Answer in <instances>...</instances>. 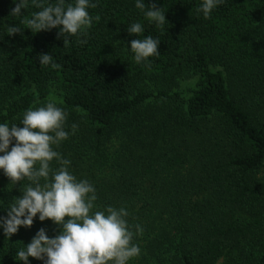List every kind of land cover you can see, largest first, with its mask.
<instances>
[{
  "label": "trees",
  "instance_id": "obj_1",
  "mask_svg": "<svg viewBox=\"0 0 264 264\" xmlns=\"http://www.w3.org/2000/svg\"><path fill=\"white\" fill-rule=\"evenodd\" d=\"M144 2V11L161 8L162 27L136 0H90L91 26L60 36L22 23L42 10L33 0L19 16L0 0V124L22 127L24 112L49 100L68 114L69 136L52 147L94 186L93 212H128L140 254L127 264H264V0H223L207 19L203 0ZM133 23L143 29L136 36ZM9 26L22 31L9 35ZM147 36L158 54L138 64L130 42ZM42 54L59 67L41 65ZM188 75L187 89L175 87ZM29 183L0 170V217ZM40 228L50 238L60 231L39 214L11 238L0 228V264H24L16 252Z\"/></svg>",
  "mask_w": 264,
  "mask_h": 264
},
{
  "label": "clouds",
  "instance_id": "obj_2",
  "mask_svg": "<svg viewBox=\"0 0 264 264\" xmlns=\"http://www.w3.org/2000/svg\"><path fill=\"white\" fill-rule=\"evenodd\" d=\"M222 2L203 0L198 11L207 19ZM13 3L15 7L10 10V15H21L27 0H13ZM33 4L42 10L22 20L26 28L33 33L59 28L60 36H76L90 27L92 18L87 9L97 6L90 0H75L74 5L68 4L66 8L65 0H57L55 5L47 6L33 0ZM135 6L142 11L146 8L144 0H136ZM144 15L161 27L166 21L165 14L156 3L148 5ZM21 31L17 26L8 27L9 35ZM127 31L136 36L143 31L142 25L133 23ZM67 43L64 40V44ZM158 43L151 36L133 39L130 49L135 61L139 64L158 54ZM38 58L41 65L59 67L53 63L50 54H42ZM67 115L54 100H49L45 106L29 107L23 114L22 127L0 124V153H3L0 155V170L12 184L25 178L30 181L21 190L22 195L8 207L7 215L0 217V228L7 238H11L20 227L30 228L37 214L41 222L51 220L60 227L53 238L40 228L31 242L16 252V259L24 264H28L29 257L42 260L44 264H127L140 254L139 246L133 243L134 232L125 219L128 212L123 207L116 209L111 206L105 211L93 212L97 199L94 186L88 180L78 181L68 170L70 161L63 159L52 147L69 136L64 129ZM76 128L77 125L73 124V134ZM54 159L61 165L56 170L50 167ZM134 227L136 233H142L139 225Z\"/></svg>",
  "mask_w": 264,
  "mask_h": 264
},
{
  "label": "rangeland",
  "instance_id": "obj_3",
  "mask_svg": "<svg viewBox=\"0 0 264 264\" xmlns=\"http://www.w3.org/2000/svg\"><path fill=\"white\" fill-rule=\"evenodd\" d=\"M192 81H193L192 75L184 76L178 80V83L175 87H179L181 89H187L192 84Z\"/></svg>",
  "mask_w": 264,
  "mask_h": 264
}]
</instances>
